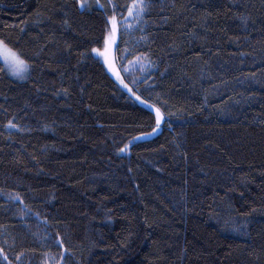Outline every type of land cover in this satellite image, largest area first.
<instances>
[{
    "label": "trees",
    "instance_id": "obj_1",
    "mask_svg": "<svg viewBox=\"0 0 264 264\" xmlns=\"http://www.w3.org/2000/svg\"><path fill=\"white\" fill-rule=\"evenodd\" d=\"M0 42V264H264V0H0Z\"/></svg>",
    "mask_w": 264,
    "mask_h": 264
},
{
    "label": "rangeland",
    "instance_id": "obj_2",
    "mask_svg": "<svg viewBox=\"0 0 264 264\" xmlns=\"http://www.w3.org/2000/svg\"><path fill=\"white\" fill-rule=\"evenodd\" d=\"M133 11H136L135 9H131V13H133ZM111 28H110V31H109V34H108V40L109 41H112L114 42L116 40V37H117V26H116V22L115 20L113 19L112 22H111ZM5 45L2 43L0 44V60L6 64L7 68L9 69V71L11 72L12 76L18 80H24L26 78V73H27V69L26 71H24L22 73V76L23 78H21L20 76H17V75H14L13 74V68L10 66L11 65V56L8 54V52L6 51ZM8 50H11L7 47ZM11 52L13 53H16L14 52L13 50H11ZM16 55L18 56V54L16 53ZM19 57V56H18ZM20 58V57H19ZM21 59V58H20ZM28 68V67H27Z\"/></svg>",
    "mask_w": 264,
    "mask_h": 264
},
{
    "label": "snow or ice",
    "instance_id": "obj_3",
    "mask_svg": "<svg viewBox=\"0 0 264 264\" xmlns=\"http://www.w3.org/2000/svg\"><path fill=\"white\" fill-rule=\"evenodd\" d=\"M133 7L139 8L140 11L143 10V8L140 5L134 4ZM137 14H139V13H137ZM130 15H131V12H130ZM0 44H2V42H0ZM4 47H5L6 51L8 52V54L11 56V65L10 66L13 68V74L23 78L22 73L24 71H26V69L28 67L27 64L22 59H20L16 55V53H13V52H11V50H8L6 45ZM159 123H160V116H159V111H157V125H159Z\"/></svg>",
    "mask_w": 264,
    "mask_h": 264
}]
</instances>
